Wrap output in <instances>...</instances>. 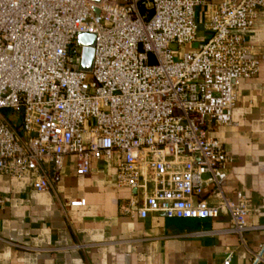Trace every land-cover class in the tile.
<instances>
[{
	"label": "built area",
	"instance_id": "2783aa9c",
	"mask_svg": "<svg viewBox=\"0 0 264 264\" xmlns=\"http://www.w3.org/2000/svg\"><path fill=\"white\" fill-rule=\"evenodd\" d=\"M201 5L207 0H0V172L29 176L44 191L66 156L87 175L94 160L118 152L117 183L143 191V204L134 196L125 212L226 213V232L243 238L258 208L240 188L225 194L233 158L210 131L234 124L240 81L259 71L246 33L264 17V0L221 1L205 22L210 36L186 50ZM81 32L97 35L91 71L82 69ZM209 189L216 203L203 198ZM262 250L252 264H264ZM233 255L228 248L222 264Z\"/></svg>",
	"mask_w": 264,
	"mask_h": 264
},
{
	"label": "crops",
	"instance_id": "0c3cea01",
	"mask_svg": "<svg viewBox=\"0 0 264 264\" xmlns=\"http://www.w3.org/2000/svg\"><path fill=\"white\" fill-rule=\"evenodd\" d=\"M221 1L196 8L198 35L186 50L210 36L205 22ZM246 41L260 60L259 71L240 81L234 124L210 131L233 158L225 194L231 197L240 188L258 208L247 216L243 238L226 232L231 225L226 213L217 218L127 213L130 198L143 204V191L117 183L122 154L94 160L87 175L76 173L75 158L68 155L48 190L34 189L29 176L0 172V264H222L228 248L234 264H252L264 247V17ZM53 168L44 162L49 177ZM75 198L86 204L71 206ZM203 198L218 201L211 189Z\"/></svg>",
	"mask_w": 264,
	"mask_h": 264
},
{
	"label": "water",
	"instance_id": "95a60500",
	"mask_svg": "<svg viewBox=\"0 0 264 264\" xmlns=\"http://www.w3.org/2000/svg\"><path fill=\"white\" fill-rule=\"evenodd\" d=\"M99 2L100 0H94ZM97 35L91 32H81L78 35L77 41L80 45L84 46L83 49V59H82V69L86 71H91L94 62V45L96 43ZM264 253V248L261 252ZM257 261L254 263L256 264Z\"/></svg>",
	"mask_w": 264,
	"mask_h": 264
},
{
	"label": "rangeland",
	"instance_id": "374dc122",
	"mask_svg": "<svg viewBox=\"0 0 264 264\" xmlns=\"http://www.w3.org/2000/svg\"><path fill=\"white\" fill-rule=\"evenodd\" d=\"M174 46H177V45H174Z\"/></svg>",
	"mask_w": 264,
	"mask_h": 264
}]
</instances>
